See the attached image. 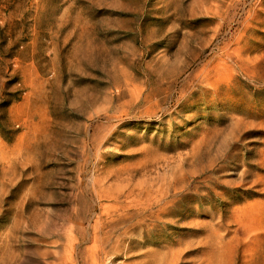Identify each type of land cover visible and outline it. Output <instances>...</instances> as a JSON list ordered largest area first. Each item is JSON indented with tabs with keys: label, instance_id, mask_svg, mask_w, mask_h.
I'll return each mask as SVG.
<instances>
[{
	"label": "rangeland",
	"instance_id": "374dc122",
	"mask_svg": "<svg viewBox=\"0 0 264 264\" xmlns=\"http://www.w3.org/2000/svg\"><path fill=\"white\" fill-rule=\"evenodd\" d=\"M0 150V264H264V0H0Z\"/></svg>",
	"mask_w": 264,
	"mask_h": 264
},
{
	"label": "bare ground",
	"instance_id": "6f19581e",
	"mask_svg": "<svg viewBox=\"0 0 264 264\" xmlns=\"http://www.w3.org/2000/svg\"><path fill=\"white\" fill-rule=\"evenodd\" d=\"M0 152H2V151L0 150ZM1 154H2V153H1ZM5 154H6V153H5ZM96 237H97V236H96ZM86 239H87V238H86ZM75 243H76V242H75ZM70 250H71V249H70ZM70 250H69V251H70ZM70 253H72V252H70ZM67 256H68V255H67ZM72 256H73V255H72ZM69 257H70V256H69ZM71 258H72V257H71ZM71 258H70V259H71Z\"/></svg>",
	"mask_w": 264,
	"mask_h": 264
}]
</instances>
